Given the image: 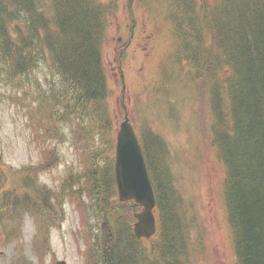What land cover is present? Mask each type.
Instances as JSON below:
<instances>
[{
	"label": "trees",
	"instance_id": "1",
	"mask_svg": "<svg viewBox=\"0 0 264 264\" xmlns=\"http://www.w3.org/2000/svg\"><path fill=\"white\" fill-rule=\"evenodd\" d=\"M165 1L179 58L208 89L212 139L225 165L224 196L237 264H264V0H215L202 6L197 0ZM107 13L100 0H0V75L13 80L39 63H51L61 77L58 98L71 114L84 110L85 135L103 140L84 176L88 198L99 214L111 219L98 237L96 264H194L190 223L169 145L148 125L140 129V140L160 217L150 248L132 232L134 208L115 198V140L102 61ZM22 188L24 201L17 197L18 207L48 210V194L39 185L28 182ZM9 199L7 191L0 194V214ZM121 207L130 213H116Z\"/></svg>",
	"mask_w": 264,
	"mask_h": 264
},
{
	"label": "rangeland",
	"instance_id": "2",
	"mask_svg": "<svg viewBox=\"0 0 264 264\" xmlns=\"http://www.w3.org/2000/svg\"><path fill=\"white\" fill-rule=\"evenodd\" d=\"M101 1L110 9L102 60L109 90L111 137L116 139L126 109L137 130L141 125H148L166 140L172 172L192 225L194 264H235L222 193L225 173L210 141L211 115L206 90L200 85L201 79L194 68L178 62V40L168 18L167 2ZM197 1L202 6L215 0ZM128 6L135 22L128 18ZM127 25L134 37L128 51L118 59L122 61L128 53L124 63V88L115 48L120 36L129 38ZM164 62L169 76L165 85L159 68ZM33 68L16 80H5L0 75V191L8 192L12 199L9 205L17 210V203L13 201L17 197L24 201V181L38 183L41 191L48 194V210L37 217L25 212L22 222H10L11 227L4 235L9 241L0 232V264H12L24 258L26 264H56V260L84 264L86 237H95L102 227L104 230L111 224V219L99 214L88 198L84 176L91 144L85 139L74 140L71 129L75 120L65 115L60 117L64 119L61 137L39 136L46 121L44 115L49 112L40 104L41 98L47 96L52 101L49 104L58 106V113L62 110L50 86L55 74L53 67L39 63ZM32 94L37 97L34 107L39 104L43 110L38 105L31 119L28 108L33 106ZM48 145L50 149L45 150ZM47 159L52 163L48 164ZM27 194L35 197L30 191ZM115 212L129 213L122 207ZM41 240H45L44 246Z\"/></svg>",
	"mask_w": 264,
	"mask_h": 264
},
{
	"label": "water",
	"instance_id": "3",
	"mask_svg": "<svg viewBox=\"0 0 264 264\" xmlns=\"http://www.w3.org/2000/svg\"><path fill=\"white\" fill-rule=\"evenodd\" d=\"M115 171L121 200L134 199L144 206V211L136 214V235L150 237L156 230L153 214L155 196L141 146L127 118L117 134Z\"/></svg>",
	"mask_w": 264,
	"mask_h": 264
},
{
	"label": "bare ground",
	"instance_id": "4",
	"mask_svg": "<svg viewBox=\"0 0 264 264\" xmlns=\"http://www.w3.org/2000/svg\"><path fill=\"white\" fill-rule=\"evenodd\" d=\"M116 10V9H115ZM16 33V32H15ZM18 39V38H17ZM15 47V46H14ZM17 48V47H16ZM32 49V48H31ZM19 54V53H18ZM24 59V58H23ZM22 61V60H21ZM24 64V63H23ZM17 67V66H16ZM71 79V78H70ZM74 80V79H73ZM80 81V80H79ZM81 84V83H80ZM173 87V86H172ZM85 89V88H84ZM79 90V89H78ZM138 90V89H137ZM162 90V89H161ZM85 91V90H84ZM82 96V95H81ZM212 99V98H211ZM84 103V102H83ZM174 103V102H173ZM222 104V103H221ZM172 105V104H171ZM211 105V104H210ZM212 108V107H211ZM211 108H210V110H211ZM215 108V107H214ZM172 111V110H171ZM170 111V112H171ZM176 112V111H175ZM217 113V112H216ZM229 113H230V111H229ZM212 114H214V113H212ZM226 115V114H225ZM213 116V115H212ZM224 116V115H223ZM215 118V117H214ZM231 118V117H230ZM223 119V118H222ZM227 122V121H226ZM206 124V123H205ZM227 124V123H226ZM213 134V133H212ZM158 136V135H157ZM162 140V139H161ZM158 141V140H157ZM164 145V144H163ZM147 147V146H146ZM148 148V147H147ZM167 148V147H166ZM150 150V149H149ZM164 151V150H163ZM147 152V151H146ZM158 152V151H157ZM161 152V151H160ZM159 153V152H158ZM167 154V153H166ZM151 156V155H150ZM158 157V156H157ZM154 158V157H153ZM152 158V159H153ZM162 158V157H161ZM166 160V159H165ZM154 161V160H153ZM156 162H158L157 160H156ZM161 164V163H160ZM161 168V167H160ZM162 169V168H161ZM150 170V169H149ZM151 171V170H150ZM166 173V172H165ZM164 173V174H165ZM162 175V174H161ZM158 178V177H157ZM158 181V180H157ZM162 181V180H161ZM98 182V181H97ZM160 184V183H159ZM170 190V189H169ZM162 191V190H161ZM174 191V190H173ZM161 194V193H160ZM173 194V193H172ZM171 195V194H170ZM176 197V196H175ZM160 199V198H159ZM176 199V198H175ZM178 199V198H177ZM179 200V199H178ZM180 201H182V199H180ZM166 202V201H165ZM172 203V202H171ZM175 205H177V204H175ZM174 209V208H173ZM172 209V210H173ZM180 210V209H179ZM165 212V211H164ZM172 212V211H171ZM166 213V212H165ZM178 213V212H177ZM170 214V213H169ZM177 215V214H176ZM167 216V215H166ZM168 218V217H167ZM168 221V220H167ZM241 259V258H240ZM243 262V261H242ZM241 264V263H240Z\"/></svg>",
	"mask_w": 264,
	"mask_h": 264
}]
</instances>
